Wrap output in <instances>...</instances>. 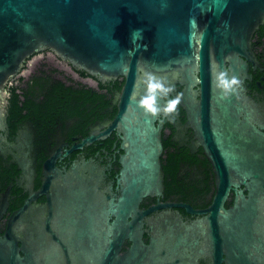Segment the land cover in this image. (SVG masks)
<instances>
[{"label": "water", "instance_id": "obj_1", "mask_svg": "<svg viewBox=\"0 0 264 264\" xmlns=\"http://www.w3.org/2000/svg\"><path fill=\"white\" fill-rule=\"evenodd\" d=\"M262 23L264 0H0L1 122L6 86L32 54L45 49L91 76L125 78L111 124L124 149L120 195L101 196L97 180L78 166L53 168L51 176L60 182L49 194L47 221L20 248L11 232L0 236L6 251L0 264H143L151 246L143 241L139 205L164 188L161 125L139 105L145 73L183 85L182 104L214 164L219 182L207 222L215 256L226 255L230 264H264V144L243 163L233 129L255 128L257 144L264 133L240 120V112L248 113L240 92L225 98L213 84L214 71L228 68L240 78L247 70L242 61ZM232 174L249 193L240 190L226 208L231 187L239 186ZM126 239L132 246L122 254Z\"/></svg>", "mask_w": 264, "mask_h": 264}, {"label": "flooded vegetation", "instance_id": "obj_2", "mask_svg": "<svg viewBox=\"0 0 264 264\" xmlns=\"http://www.w3.org/2000/svg\"><path fill=\"white\" fill-rule=\"evenodd\" d=\"M242 62L247 70L240 74V98L248 113L240 112L239 118L242 122L249 119L264 133V23L255 30L248 57ZM124 82L123 76L103 80L77 70L50 49L27 59L20 75L6 86V115L0 121L1 238L11 232L20 248L36 225L47 221L49 194L60 182L51 176L53 168L67 172L78 166L97 180L101 196L110 200L120 195L124 149L120 132L111 124ZM173 88L168 98L181 94L183 85L176 82ZM15 91L20 92L19 98L12 96ZM189 115L181 102L175 121L162 113L156 119V125H161L164 188L161 195H148L139 205L144 213L143 241L151 246L143 264H230L226 255L215 256L217 250L210 242L207 221L219 181ZM255 130L233 129L240 135L234 145L244 154L243 163L264 144V139L257 144ZM232 178L239 186L231 187L226 208L234 205L240 190L246 196L249 193L241 177L232 174ZM155 241H160L157 249ZM131 246L129 239L124 240L120 253ZM5 252L1 249L0 256ZM152 253L155 261L149 259Z\"/></svg>", "mask_w": 264, "mask_h": 264}, {"label": "clouds", "instance_id": "obj_3", "mask_svg": "<svg viewBox=\"0 0 264 264\" xmlns=\"http://www.w3.org/2000/svg\"><path fill=\"white\" fill-rule=\"evenodd\" d=\"M144 47L147 48V45ZM230 72L231 69L228 68L213 72V84L223 92L225 98H229L233 94L238 95L243 90L242 79L236 75H230ZM141 83L144 85L145 91L139 98V105L143 108L144 113L152 116H158L162 113L165 118L170 117L175 121L179 115V106L182 102L181 94L178 93L175 98H168L174 88L168 85L166 78L152 73H145ZM162 99L166 101L163 107L160 106Z\"/></svg>", "mask_w": 264, "mask_h": 264}, {"label": "trees", "instance_id": "obj_4", "mask_svg": "<svg viewBox=\"0 0 264 264\" xmlns=\"http://www.w3.org/2000/svg\"><path fill=\"white\" fill-rule=\"evenodd\" d=\"M12 96L15 97V98H16V97L19 98V97L21 96V94H20V92H16V91H15L14 93H12ZM18 101H19V100H18ZM18 101H17V103H18Z\"/></svg>", "mask_w": 264, "mask_h": 264}, {"label": "rangeland", "instance_id": "obj_5", "mask_svg": "<svg viewBox=\"0 0 264 264\" xmlns=\"http://www.w3.org/2000/svg\"><path fill=\"white\" fill-rule=\"evenodd\" d=\"M44 63L46 64H51L52 63V66H55L53 62H50V61H45Z\"/></svg>", "mask_w": 264, "mask_h": 264}]
</instances>
